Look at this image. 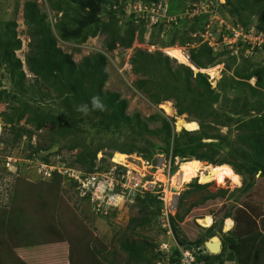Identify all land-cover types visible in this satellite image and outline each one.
Listing matches in <instances>:
<instances>
[{
	"label": "trees",
	"instance_id": "1",
	"mask_svg": "<svg viewBox=\"0 0 264 264\" xmlns=\"http://www.w3.org/2000/svg\"><path fill=\"white\" fill-rule=\"evenodd\" d=\"M45 1L55 15L60 14L53 28L50 20H47V14L38 9L35 1H25L22 8L27 33L31 38L25 64L34 76L32 83H27V77L22 69L23 62L15 56V51L21 47V40L17 37L16 22L13 19L0 22V69L4 67L7 71L12 86L11 89L7 88L0 80V104H5L4 111L0 112L3 125L13 133V141L20 142L26 138L28 143L35 132L43 129L46 124L51 125L47 130L48 136L44 146H29L31 153L27 156L28 160L37 159L48 164L49 155L42 156L39 152L50 151L58 145L57 153L61 148L67 151L80 148L73 164L83 169L85 173H92L96 166V153L108 148L115 152L105 153V156L117 160L121 155L133 153L142 154L145 159L161 153L166 157L171 154L169 158L172 164L175 157L181 159L191 157L212 164H208L209 167L227 164L242 177L240 193L248 192L255 186L256 176L264 178V68L248 67V64L236 65L232 69V75L224 73L216 89L211 87L205 73L200 71L194 73L189 66L182 63L173 66L171 58L161 52L150 53L136 48L129 59L131 72L138 76L134 82L135 87L142 91L152 104L159 105L164 101H172L176 116L186 114L190 117L187 121L193 120L198 123V130L175 132L173 118L159 112L145 119L139 112L128 115L127 99L121 98L119 92L104 89L109 73L106 71L107 58L103 52L84 56L76 62L71 53H66L57 46V39L53 33L56 32L61 41L78 43H84L88 38L104 34L102 47L105 52H111L117 47L130 48L135 38L144 40L145 24L152 25L148 21L150 15H154L146 10L131 9L130 6L141 3L142 6L162 12L165 1ZM190 1L196 4L199 0ZM192 7H188L189 11ZM212 7L214 15L222 18L224 17L221 13L225 9L231 18L230 20L224 18L226 23L232 27L239 25L246 31L251 27L249 19L255 18L253 22L255 33L262 32L264 35V0H224L222 3L213 0ZM102 14L104 16H101ZM212 15L210 12L193 15L186 30L172 29L177 25L176 22L168 21L164 15L158 25L156 24L158 21L154 23L156 26L153 29L157 30L156 36L162 32L166 37L165 40L160 41L162 47H172L176 41L179 46L188 47L194 40H201V34L207 30L206 26L210 24ZM177 17L176 19L180 20ZM165 24L167 28L164 27ZM209 29L213 30L210 26ZM214 31L215 29L212 34ZM222 34L232 33L223 25ZM217 43L218 46L221 44L223 49L215 55L213 47H209L205 42L198 47L188 49L189 59L196 68H209L218 63L219 57L228 55V45L222 42L221 35L217 37ZM229 57L234 63L236 58ZM226 69L231 67L228 66ZM251 77H256L255 85L248 83ZM30 90L40 98L49 96L50 92L53 93L54 100L59 101L58 104L64 110L65 117L61 118L53 113H44L38 108L31 107L19 96ZM42 90H47L46 94H42ZM229 90L234 92V96L227 94ZM93 96H99L106 108L104 111L90 110L85 115L78 110V107L88 104L91 108ZM21 120H24V124H20ZM158 121V127H149L150 123ZM84 124L88 129L83 127ZM232 125L238 131L234 139L229 133L218 132V126L230 128ZM90 129H94V132L87 142ZM122 129H126L128 134H133L130 136V141L117 142L115 139H106L107 134H119ZM134 135L141 139L145 135L158 137L160 143L147 141L150 148L147 145L139 146L135 142ZM96 137H99L97 142ZM189 160L192 159L185 161ZM109 165V163L101 165L100 172L107 171ZM67 166L72 167L71 164ZM176 169L177 167L173 166L171 174ZM116 171L123 174L125 168L117 164ZM51 178L59 188L67 177L54 171ZM52 189L45 181L31 183L30 190L26 188L25 192L20 190L16 192L11 207L7 209L0 207V251L6 253L24 245H46L52 248L55 264H114L104 259L105 255L102 252H105L106 248L97 236L93 237L86 231L82 234L79 228L74 227L76 224L73 220L69 221L57 216L61 201H58L59 196ZM197 192L199 195L195 196ZM226 193L227 189L211 192L207 190V184H199L195 180L189 182L187 188L179 193L176 212L174 215H168L169 227L177 248L173 246L170 254L159 251L161 255L153 253L149 256L148 250L153 247L150 242L127 240L120 244L127 263L154 264L153 259L160 256L161 259H165V264H181L182 252L188 250L193 251L196 263H200L201 260L204 264H211L214 262L213 259H216L218 264H224L221 254L228 245L232 248L228 249L226 260H233L234 264H264V223L259 228L250 220L244 227H238L235 231L230 230L229 233H234L224 237L221 252L211 255L207 251L204 253V239L214 235L216 222L212 227L207 228L205 233L193 239L186 237L181 231V223L192 211L205 206L208 202L224 198ZM158 197L159 195L154 192L135 196L136 205L143 215L130 219L133 227L152 224V218L159 215L163 208V202ZM82 198L88 202L90 193ZM151 204H154L153 210ZM28 212H32L33 217L27 216L25 219L35 222L34 230L38 234L32 240H26L27 238L20 235L22 230H26L20 224ZM231 216L232 214L227 210L223 213L221 221ZM221 221L217 225L219 228Z\"/></svg>",
	"mask_w": 264,
	"mask_h": 264
},
{
	"label": "rangeland",
	"instance_id": "2",
	"mask_svg": "<svg viewBox=\"0 0 264 264\" xmlns=\"http://www.w3.org/2000/svg\"><path fill=\"white\" fill-rule=\"evenodd\" d=\"M25 1L29 0H0V22H6L11 19L16 22L17 37L21 40V47L19 50L15 51V56L19 58L21 62H23L22 69L25 73V76L27 77V83H32L34 76L28 71L25 64V56L28 52V43L31 40L30 36L27 33V26L22 16V8ZM32 1H35L38 9L41 12H45L47 14V20H50L53 28V25L60 18V14L58 13L57 15H55V12L49 9L48 3L45 0ZM218 2L222 3L224 2V0H218ZM166 5V18H173L175 16L180 17V20L176 19L177 25H175V27L172 29L186 30L191 23V21H189L191 16L189 15L188 7L194 6V2H191L190 0H167ZM105 10H107V8ZM149 12L153 11L149 10ZM221 14L224 18L229 20L231 19L229 13L225 9L222 10ZM101 16L104 15L102 14ZM155 17L157 16H154L152 20L148 21L152 25L148 26L145 24L146 31L143 41L135 38L130 48L117 47L111 52H105L104 48L102 47V43L105 39L104 34H98L93 38H88L84 43H78L77 41H61L58 38L57 33H53L57 39V46L60 47L64 52L71 53L73 60L76 62H79L84 56L95 54L98 52H103L106 55V71L109 73V77L105 83L104 89L119 92L121 98L127 99L128 106L126 109V113L128 115L139 112L141 114V117L145 119L148 116L159 112L163 115L173 118L174 131L180 132L181 130L185 129H176L175 123L177 121V118L182 117V119L187 121L188 119H190V117H188L186 114L176 116V110L173 106L172 101H167L169 104H171V107L174 110V113L172 115H168L165 110L160 107L163 102L159 105L152 104L145 96V94L135 87L134 82L135 79L138 78V76H135L131 72V65L129 63V59L136 48L146 50L150 53L158 51L163 55L169 56L165 50L166 47H162L160 44V41L165 40L166 37L163 36L162 32H160L159 36H156L157 30L153 29V27L156 26V24L158 25L163 19L161 18V16H158L157 19ZM224 18L217 15L211 19L210 28H212L213 30L215 29L212 36H210V33L212 34L213 30L205 34L203 38L201 37V40H194V42H192L188 47L179 46L177 41L173 46L179 47L181 48L182 52L188 53L189 48L198 47L200 44L205 42L207 45H209V47H213L214 55L217 54L223 49V46L221 44L217 46V37L219 35L223 37L227 36L222 35L221 25L227 22ZM254 20L255 18L249 19L251 27L247 29L249 30L248 32H255L253 28ZM153 21L158 22L153 25ZM246 21H248V19H246ZM226 25V29L229 28L230 24L227 23ZM164 27L167 28V24H165ZM153 30L156 31L154 32ZM235 42L233 40L227 41L226 44H230L232 46L231 47L229 45L227 47L228 55L224 54L223 56L218 58V63L211 65L209 68H206V70H202L203 73L206 72L205 74L207 75L208 81L210 82L212 88H215L217 86L218 81L221 79L225 72L227 75H232V69L236 65L245 66L248 64V67L264 68V48H261L260 45H255V47H252L251 44L253 45L254 42H257L255 41V39L253 40V42L251 41L248 46L246 42L238 46L234 45ZM229 56H233L236 58L234 63H232V60ZM170 58L172 60L171 63L173 66L176 64H180V62H178L176 59L172 57ZM228 66L231 67V69H226L228 68ZM209 69L216 70L214 74H211L208 72ZM197 70L199 71L198 68ZM197 70L192 69L194 73L197 72ZM0 80L7 88H12L9 76L4 67L0 69ZM255 82L256 77H251L248 80V83L250 85H255ZM33 92L34 91L30 90L23 95L19 94V96L21 99L27 101L31 107L38 108L39 111H42L44 113L50 112L58 115L61 118L65 117L64 110L59 106V101L54 100L53 93L50 92L48 93L50 94L49 96L40 98L38 94L34 95ZM46 92L47 90H42V94H46ZM227 94L231 97L234 96V92L231 90H229ZM4 109L5 104L1 103L0 112L4 111ZM20 124H24V120H21ZM50 126V124H46L43 129L35 132L29 143L27 142L26 138L22 139L20 142H15L12 140L13 133L10 132L8 128L4 127L0 117V207H3L4 209L11 207V204L14 203L13 196L18 190H20V192H25L26 188L28 190L31 189V183L37 184V182H40V180L45 181V183L49 184L51 188L54 189L52 190L56 194H58V201H61V208L57 209V216L69 221L73 220L76 224L74 227L79 228V231H81L82 234L86 231L88 234L91 233L93 237L94 235L97 236L106 248L105 252H102V254L105 255L104 259L106 258L107 260L114 262V264H129L127 263L126 255L120 249V244L127 240H144L150 242L153 247L148 250L149 256H151L153 253H159V251L170 254L173 246L177 248L175 238L172 235L171 229L168 226V221L166 220L163 212L166 211L168 212V215H174V213L176 212V202L179 193L183 189L187 188V184L189 182H192L193 180H195V182L199 184H207V190L211 192H216L219 189H227V193L225 194L224 198L208 202L205 206H201L192 211L191 214L185 218V221L181 223V231L186 235V237L193 239L196 236L205 233V231L209 227H204L202 224L200 225L198 219H203L207 215L210 216L212 220L210 227H212V224L215 222L216 225L214 228V235L211 237L207 236L204 239L205 242H209L214 236L219 237L220 240L223 241L224 237L230 236L231 234L233 235L234 232L229 233L230 230L235 231L236 229H238V227H244L245 223H249L250 220H252L255 223V226L259 228L264 223L263 177L256 176L255 186L248 192L244 193L239 192L240 188L242 187L243 181L242 177L237 173H235L233 179H226L225 182L221 185L217 184L215 180L200 183L199 178L195 177L190 181H186L183 184L177 186L175 182L172 185V178L178 172L180 163L182 161L193 158L189 157L188 159H181L180 157H175L173 164L170 161V166H168V158L171 154L166 157L161 153H157L153 154L152 158L145 159L142 157V154L133 153L128 155L129 158L127 160L129 162V166L124 160L125 155H121L119 160H117V158L111 159L108 156H105V153L113 154V152H115L114 150L108 148L102 149L101 151L96 153V166L94 167V172H104L103 170L102 172H100L99 167L101 165H106L107 163H109L110 165L108 167L110 168L107 170H111L114 175H117L116 166L117 164L121 165L125 168V179L123 181L124 188L128 189L131 195H128V192L126 193L127 195L122 194L121 192L117 191L116 186H113V184H108V182H106V184H102L103 175H101L102 178L98 176V178H96L92 183L93 187L89 186L91 189V200H95L96 198H105L106 196H108L104 203L107 212L104 213L105 211H102V214H98L96 213L94 206L91 204V201L87 202L82 198L84 196V193L80 190L79 181L91 173H85L83 169L78 167L76 164H73L74 158L77 152L80 151V148H76L71 151H67L65 148H61L57 153V148L59 146L58 145L53 147L50 151L39 152V154L42 156L49 155V163L57 165L60 173L63 174L68 171L69 175H66L67 178H65L59 188L55 185L56 182L52 181L53 178L49 177L46 179H42L43 173L41 172L43 166L45 165L43 161L38 160L37 162V159H27V156L31 153V148L29 146H44L46 144L45 140L48 136L47 130L50 128ZM158 126L159 121L149 124L150 128ZM83 127L85 129H88L87 125L85 124ZM196 130H198V128ZM93 132L94 129H90V135H88L87 142L89 141V137H91V134ZM218 132L220 134L229 133L230 137L233 139L238 133L233 125L230 128L218 126ZM128 133L129 132L126 131V129H122V132L119 134H107L108 137L106 139H115L117 142H121L123 140L130 141V136H132L133 134ZM134 137L136 138L135 142L139 146L147 145L148 148H150V146L147 144V141L160 143L158 137L150 135H145L142 139L141 137L135 135ZM97 140H99V137H96L95 141L97 142ZM161 155L165 158H159L161 157ZM164 161H166V163ZM203 163L205 169L210 168L209 165H212L207 162ZM67 164H71L72 167L67 166ZM173 166H176L177 169L174 173L171 174V169L169 172L168 168H172ZM40 175L42 178H40ZM107 186L109 190L106 192ZM152 187L155 194L164 196L163 198L166 204L163 203V208L160 214L152 218L151 225H145L144 227L135 228L133 227V224L130 223V219L134 217H140L143 215V213L139 212V206L136 205L134 198L136 195L142 196V194H144L145 192L151 191ZM116 192H118V194H116ZM103 195L104 197H101ZM196 195H199L198 192L195 193V196ZM150 207L153 210L154 204H151ZM227 210H229L232 216L235 218L231 216L229 218H224L221 221L223 213ZM27 216L31 218L33 217V213H26V215L24 216V221H22L20 226L25 227L26 231L29 230L30 233H33L35 231L34 229H36V226L34 224L35 222L25 219ZM226 219H230L232 221V227L229 231L223 230V226L225 225L224 221ZM164 221L166 224H164ZM220 221L222 224L219 228V226L217 225ZM230 248L232 247L227 245V248L222 251L221 257L224 259V264H234L233 260H226V256L229 251L228 249ZM0 252L3 253L2 251ZM21 252L23 256L28 260L29 264H55V262L53 261L54 258L52 257V248H49L46 245L34 246L30 250L22 249ZM23 252H26V255ZM189 252L193 259L191 264H204L201 260L200 263H196L195 255L194 253H192L193 251ZM204 253H206V249ZM213 261L214 262L211 264H218V261L216 259H213ZM153 263L165 264V259L163 260L159 256V258L153 259ZM182 263L187 264L184 261H181V264Z\"/></svg>",
	"mask_w": 264,
	"mask_h": 264
},
{
	"label": "built area",
	"instance_id": "3",
	"mask_svg": "<svg viewBox=\"0 0 264 264\" xmlns=\"http://www.w3.org/2000/svg\"><path fill=\"white\" fill-rule=\"evenodd\" d=\"M165 1V3H164V9H163V11L161 12V11H157L156 9H154V8H150V7H145V6H142V4L141 3H137V4H134V5H132V6H130L131 7V9H136V10H138V11H144V10H146L147 12H149V10H152L153 12H149V13H152V14H154V15H150V17H149V20H152L153 19V17L154 16H161V17H164V15H165V13H166V11H167V9H166V7H167V5H166V1L167 0H164ZM212 3H213V0H199L198 1V3H196V4H194V6L192 7V8H190V11H189V15L192 17L193 15H196V14H200V13H208V12H210V13H212L213 15H212V18H214L215 17V13H214V11H213V7H212ZM145 18L147 17V16H144ZM151 18V19H150ZM156 18V17H155ZM167 20L168 21H175V18L173 17V18H167ZM154 23H156V21H153V24ZM227 23H224L223 25L224 26H227L226 25ZM211 25V22H210V24L209 25H207L206 26V31L203 33V34H201V37L203 38V36L205 35V34H207L208 32H210V31H212V30H210L209 29V26ZM223 25H221V27L223 26ZM226 28V27H225ZM227 29H230V31H231V35H227V34H222V35H227V36H221L222 37V42L225 44V45H230V44H226V42L227 41H231V40H233L235 43H234V45H241V44H243L244 42H246L247 43V46H248V44H250V42L252 41L253 42V40L255 39V41H257V42H254L253 43V45L251 44V46L252 47H255V45H260V47L262 48V45L264 44V35H263V33L262 32H258V33H255V32H248L249 30H243V29H241L240 28V26L239 25H237L236 27H232V26H230L229 25V28H227ZM213 34H211L210 33V36H212ZM223 38H224V40H223ZM245 43V44H246ZM233 45V44H232ZM217 46H218V44H217ZM231 46V45H230ZM232 47V46H231ZM257 47V46H256ZM186 53V52H185ZM186 55H187V57H188V59H189V55H188V53H186ZM190 60V59H189ZM159 158H161V159H164L165 157H163L162 155H161V157H159ZM170 158H168V166H170ZM37 162H38V160H37ZM36 162V163H37ZM165 163H166V161H164ZM42 165V164H41ZM170 169L171 168H168V171L170 172ZM54 171H57V172H59L60 173V170H59V168L57 167V165H53V164H46L45 163V165L43 166V168H42V172L41 173H43L42 174V177H43V179H46V178H49V177H51L52 176V173L54 172ZM103 173H105V174H103ZM116 173H117V175H114L113 174V172L111 171V170H107V171H104V172H102V173H97V172H94V173H91V174H89V175H87L86 177H84V178H82L80 181H79V183H80V190L84 193V195H86L87 193H90V198H89V201H91V204L94 206V208H95V210H96V213H98V214H102V211L104 212V213H106L107 212V209L105 208V205H104V203H105V200L107 199V197L108 196H106L105 198H96L95 200L94 199H92L91 200V189H90V187H93V185H92V183H93V181L96 179V178H98V176L99 177H101L102 178V176L101 175H103V179H102V184H106V182H108V184H113V186H116V188H117V191H119V192H121L122 194H125V195H131L130 194V192L128 191V189H126V188H124V179H125V174L123 173V174H119L117 171H116ZM62 174V173H61ZM63 175H69V173H68V171L67 172H65V173H63ZM41 176V175H40ZM90 186V187H89ZM109 190V188H108V186H107V190H106V192ZM151 190V189H150ZM145 191H148V190H145ZM128 192V193H127ZM149 192H153V187H152V190L151 191H149ZM127 193V194H126ZM116 194H118V192H116ZM101 197H104V195L103 196H101ZM164 196H159L158 198L161 200V201H163V203H165V200H164V198H163ZM103 199V200H102ZM107 203V202H106ZM166 204V203H165ZM164 204V205H165ZM166 206V205H165ZM165 210V209H164ZM163 214H164V216H165V218H166V220L168 221V212H166V211H164L163 212ZM164 224H166L165 223V221H164ZM168 226H169V223H168ZM181 261H184V262H186L187 264H191L192 263V261H193V259H192V257H191V254H190V252L189 251H183L182 252V258H181ZM183 264V263H182Z\"/></svg>",
	"mask_w": 264,
	"mask_h": 264
},
{
	"label": "bare ground",
	"instance_id": "4",
	"mask_svg": "<svg viewBox=\"0 0 264 264\" xmlns=\"http://www.w3.org/2000/svg\"><path fill=\"white\" fill-rule=\"evenodd\" d=\"M165 50L170 57L176 59L178 62L189 66L193 70H197L194 64L188 59L186 53L181 51V48L172 46V47H167V49L165 48ZM202 70H206V69H199L200 72ZM215 70L216 69H209L208 72L214 74ZM160 107L164 109L168 115H172L174 113L171 104H169L167 101L163 102L160 105ZM175 125L177 130L185 129L187 131H194L198 128V124L195 121L193 120L186 121L182 119V117L177 118ZM128 158L129 156L125 155L124 160L129 165V162L127 160ZM179 166L180 167L178 169V172L172 178V185L175 182V184L179 186L180 184H183L184 182L189 181L195 177L199 178L200 183L215 180L217 184L221 185L225 182L226 179H233L235 176V172L227 164L215 165L208 169H205L203 162L192 159L189 161L181 162ZM198 222L200 223V225L202 224L204 227H209L211 226L212 220L211 217L207 216L204 217L203 219H198ZM224 224L225 225L223 226L224 227L223 230L229 231L232 227V221L230 219H227L224 221ZM218 240L219 238L215 237L213 239L211 238V240L209 241L213 253H217L216 250H217Z\"/></svg>",
	"mask_w": 264,
	"mask_h": 264
},
{
	"label": "crops",
	"instance_id": "5",
	"mask_svg": "<svg viewBox=\"0 0 264 264\" xmlns=\"http://www.w3.org/2000/svg\"><path fill=\"white\" fill-rule=\"evenodd\" d=\"M210 217V216H209ZM227 220V219H226ZM22 236H24L25 238H27L26 240L30 239L32 240L33 237L37 236L38 234L36 233V231H34L33 233H30L29 230H22L21 231ZM18 238V237H17ZM30 243V242H28ZM34 246H39V245H31V246H19L16 247L14 249H12V251H9L8 253H1L0 252V263L1 264H29L28 260L23 256L21 250H30L32 247ZM26 255V252H23Z\"/></svg>",
	"mask_w": 264,
	"mask_h": 264
},
{
	"label": "clouds",
	"instance_id": "6",
	"mask_svg": "<svg viewBox=\"0 0 264 264\" xmlns=\"http://www.w3.org/2000/svg\"><path fill=\"white\" fill-rule=\"evenodd\" d=\"M167 12V11H166ZM167 17V16H166ZM171 18V17H169ZM175 18V22L177 21L176 20V16L174 17ZM180 18V17H179ZM171 22V21H170ZM106 108L105 104L103 103V101L101 100V98L99 96H93L91 98V108L89 107L88 104H82L78 107V110L80 112H82L83 114L87 115L90 110H99V111H104ZM210 227V226H209ZM220 239V238H219ZM207 242H205L206 244ZM204 244V248L206 249V251L209 253V254H213L211 252L208 251V249L206 248ZM222 247V246H221ZM222 249V248H221ZM188 251V250H187ZM220 253V252H219ZM218 254V253H217Z\"/></svg>",
	"mask_w": 264,
	"mask_h": 264
},
{
	"label": "water",
	"instance_id": "7",
	"mask_svg": "<svg viewBox=\"0 0 264 264\" xmlns=\"http://www.w3.org/2000/svg\"><path fill=\"white\" fill-rule=\"evenodd\" d=\"M215 237H217V236H214L213 238H215ZM213 238H212V239H213ZM217 238H219V237H217ZM205 246H206V248L208 249L209 252L213 253L212 248L210 247V243H209V242H207V243L205 244ZM221 246H222V242H221V240L219 239V240H218V245H217V250H216L217 253H219V252L221 251V248H222ZM217 253H213V254H217Z\"/></svg>",
	"mask_w": 264,
	"mask_h": 264
},
{
	"label": "flooded vegetation",
	"instance_id": "8",
	"mask_svg": "<svg viewBox=\"0 0 264 264\" xmlns=\"http://www.w3.org/2000/svg\"><path fill=\"white\" fill-rule=\"evenodd\" d=\"M221 242H222V240H221Z\"/></svg>",
	"mask_w": 264,
	"mask_h": 264
}]
</instances>
